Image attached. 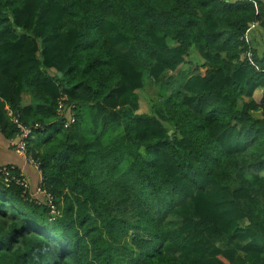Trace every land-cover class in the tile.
<instances>
[{
    "label": "trees",
    "instance_id": "1",
    "mask_svg": "<svg viewBox=\"0 0 264 264\" xmlns=\"http://www.w3.org/2000/svg\"><path fill=\"white\" fill-rule=\"evenodd\" d=\"M9 110L0 264H264V0H0Z\"/></svg>",
    "mask_w": 264,
    "mask_h": 264
},
{
    "label": "built area",
    "instance_id": "2",
    "mask_svg": "<svg viewBox=\"0 0 264 264\" xmlns=\"http://www.w3.org/2000/svg\"><path fill=\"white\" fill-rule=\"evenodd\" d=\"M64 111V105L60 103V109L59 114H62ZM9 117L12 119L14 124L17 126V129L19 130L18 135L10 142L11 147L14 149L15 153L19 155L20 157H23L27 159L28 163L32 166H34L40 173V181L38 183V187L36 192L31 195V187L28 183V180L26 177L19 171V175L16 174V171L18 169L15 166H4L0 169V172L2 173L3 181L7 185L17 184L18 186L22 187L25 190V193H29L31 197L35 198H44L49 197L48 193L43 187V179H42V173L39 168V165L34 161L32 157L28 155V149H27V140L30 138L32 134V128L25 126L23 123L20 122L19 118L12 112L8 111ZM44 196V197H43Z\"/></svg>",
    "mask_w": 264,
    "mask_h": 264
},
{
    "label": "crops",
    "instance_id": "3",
    "mask_svg": "<svg viewBox=\"0 0 264 264\" xmlns=\"http://www.w3.org/2000/svg\"><path fill=\"white\" fill-rule=\"evenodd\" d=\"M26 103L30 100L26 97ZM5 165L15 166L26 177L31 189V195H33L38 187L40 181L39 171L32 165H30L27 159L20 157L14 151L10 145V141H7L0 134V168ZM34 197V196H33Z\"/></svg>",
    "mask_w": 264,
    "mask_h": 264
},
{
    "label": "rangeland",
    "instance_id": "4",
    "mask_svg": "<svg viewBox=\"0 0 264 264\" xmlns=\"http://www.w3.org/2000/svg\"><path fill=\"white\" fill-rule=\"evenodd\" d=\"M251 41H252V39H251ZM258 49L260 50V51H263V45H262V43L261 42H259L258 43ZM183 76H186V78L187 77H189V74H183L182 75V78H183ZM143 109L146 111L147 110V106H146V104L143 102Z\"/></svg>",
    "mask_w": 264,
    "mask_h": 264
},
{
    "label": "water",
    "instance_id": "5",
    "mask_svg": "<svg viewBox=\"0 0 264 264\" xmlns=\"http://www.w3.org/2000/svg\"><path fill=\"white\" fill-rule=\"evenodd\" d=\"M59 75H61V74H59ZM171 134H172V133L170 132L169 135H171Z\"/></svg>",
    "mask_w": 264,
    "mask_h": 264
}]
</instances>
